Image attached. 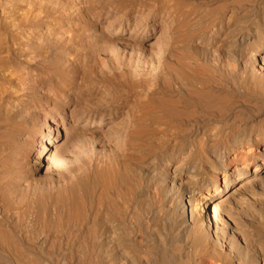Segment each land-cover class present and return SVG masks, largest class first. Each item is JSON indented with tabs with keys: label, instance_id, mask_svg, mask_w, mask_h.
Masks as SVG:
<instances>
[{
	"label": "bare ground",
	"instance_id": "obj_1",
	"mask_svg": "<svg viewBox=\"0 0 264 264\" xmlns=\"http://www.w3.org/2000/svg\"><path fill=\"white\" fill-rule=\"evenodd\" d=\"M2 10L0 264H264V0Z\"/></svg>",
	"mask_w": 264,
	"mask_h": 264
},
{
	"label": "rangeland",
	"instance_id": "obj_2",
	"mask_svg": "<svg viewBox=\"0 0 264 264\" xmlns=\"http://www.w3.org/2000/svg\"><path fill=\"white\" fill-rule=\"evenodd\" d=\"M4 0H0V34L4 33L7 29L8 18L4 10H2Z\"/></svg>",
	"mask_w": 264,
	"mask_h": 264
}]
</instances>
